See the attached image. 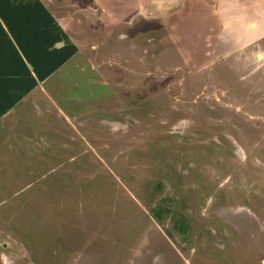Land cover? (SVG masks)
<instances>
[{
    "label": "rangeland",
    "instance_id": "1",
    "mask_svg": "<svg viewBox=\"0 0 264 264\" xmlns=\"http://www.w3.org/2000/svg\"><path fill=\"white\" fill-rule=\"evenodd\" d=\"M47 2L80 51L0 135V264H264V0Z\"/></svg>",
    "mask_w": 264,
    "mask_h": 264
},
{
    "label": "trees",
    "instance_id": "2",
    "mask_svg": "<svg viewBox=\"0 0 264 264\" xmlns=\"http://www.w3.org/2000/svg\"><path fill=\"white\" fill-rule=\"evenodd\" d=\"M13 23H17L14 27ZM7 28L13 37L8 48L16 54L22 52L32 71L25 69L17 83L24 84L19 99L64 63L75 51L72 43L50 48L65 40L66 34L40 0H0V29ZM18 29V31H16ZM27 82L28 85H25Z\"/></svg>",
    "mask_w": 264,
    "mask_h": 264
},
{
    "label": "crops",
    "instance_id": "3",
    "mask_svg": "<svg viewBox=\"0 0 264 264\" xmlns=\"http://www.w3.org/2000/svg\"><path fill=\"white\" fill-rule=\"evenodd\" d=\"M40 1L66 34L65 40H61V44L72 43L76 47V51L56 70L52 71L48 77L42 81H37L32 89L17 99V95H20L24 85L17 83V80L23 75L24 68L32 71V65L26 61L21 51L16 54L12 49L8 48V39L14 42L10 30L5 27L0 29V135L4 134L3 138L5 140H13L14 146L17 145V136L20 135L17 130L21 125L24 126L27 118L29 119L39 112L50 109L48 107L51 105L52 99H50L46 89L42 86L43 81L49 79L55 71H58L62 65L80 51L77 38L81 32L79 28L81 22L77 19H74L75 21L72 19L75 23L73 24L70 19H66L67 17L65 19L56 18L48 7L47 0ZM13 25L15 27L20 24L13 23ZM6 35L8 39H6ZM54 44L50 48H53ZM93 46L95 47V44ZM25 83V85H28L27 82ZM19 131L22 130L19 129Z\"/></svg>",
    "mask_w": 264,
    "mask_h": 264
},
{
    "label": "water",
    "instance_id": "4",
    "mask_svg": "<svg viewBox=\"0 0 264 264\" xmlns=\"http://www.w3.org/2000/svg\"><path fill=\"white\" fill-rule=\"evenodd\" d=\"M60 45L62 46L61 41L56 42V43L54 44V47H60Z\"/></svg>",
    "mask_w": 264,
    "mask_h": 264
}]
</instances>
